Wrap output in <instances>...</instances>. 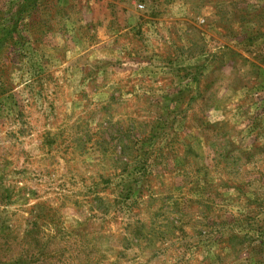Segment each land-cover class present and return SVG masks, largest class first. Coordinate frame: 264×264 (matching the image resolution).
Masks as SVG:
<instances>
[{"label": "rangeland", "instance_id": "rangeland-1", "mask_svg": "<svg viewBox=\"0 0 264 264\" xmlns=\"http://www.w3.org/2000/svg\"><path fill=\"white\" fill-rule=\"evenodd\" d=\"M0 264H264V0H0Z\"/></svg>", "mask_w": 264, "mask_h": 264}, {"label": "built area", "instance_id": "built-area-1", "mask_svg": "<svg viewBox=\"0 0 264 264\" xmlns=\"http://www.w3.org/2000/svg\"><path fill=\"white\" fill-rule=\"evenodd\" d=\"M143 6L142 5H140V8H142Z\"/></svg>", "mask_w": 264, "mask_h": 264}]
</instances>
